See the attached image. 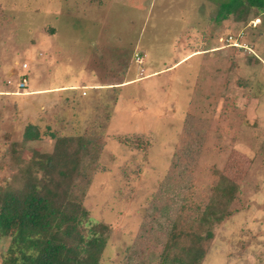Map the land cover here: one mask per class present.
Instances as JSON below:
<instances>
[{"label":"rangeland","instance_id":"obj_1","mask_svg":"<svg viewBox=\"0 0 264 264\" xmlns=\"http://www.w3.org/2000/svg\"><path fill=\"white\" fill-rule=\"evenodd\" d=\"M228 1L0 0V187L50 134L93 139L81 191L85 228L110 230L98 264H178L221 173L236 197L199 264H264V12L219 19ZM239 34L247 51L225 47ZM27 124L41 137L21 143Z\"/></svg>","mask_w":264,"mask_h":264},{"label":"trees","instance_id":"obj_2","mask_svg":"<svg viewBox=\"0 0 264 264\" xmlns=\"http://www.w3.org/2000/svg\"><path fill=\"white\" fill-rule=\"evenodd\" d=\"M252 9L257 14L264 12V0H229L219 5L218 18L230 16L233 22L243 24ZM40 137L38 129L27 124L21 143ZM50 137L54 139L50 154L32 163H19L20 186L0 187V235L9 233L0 264L99 262L110 230L102 223L85 228L88 218L81 189L87 182L83 160L91 158L89 150L96 157L100 146L89 149L93 139L84 136ZM142 138L118 136L116 140L137 147ZM11 153L14 160L19 158V152L12 149ZM236 192L237 184L219 173L207 203L190 209L195 231L178 264L200 263L212 238L210 228L231 215Z\"/></svg>","mask_w":264,"mask_h":264},{"label":"built area","instance_id":"obj_3","mask_svg":"<svg viewBox=\"0 0 264 264\" xmlns=\"http://www.w3.org/2000/svg\"><path fill=\"white\" fill-rule=\"evenodd\" d=\"M241 38L242 37H240V34L238 36H235V37L228 35L226 37V39H225L226 45L230 46L232 48H235V49H244V50H246L247 48H245L243 46V44L239 42L241 40ZM141 61H142V56L135 55V62L136 63H141ZM25 85H26V81H25L24 76H20L19 81L16 84V89L18 91H20V92L25 91ZM81 95H84V92H81Z\"/></svg>","mask_w":264,"mask_h":264},{"label":"crops","instance_id":"obj_4","mask_svg":"<svg viewBox=\"0 0 264 264\" xmlns=\"http://www.w3.org/2000/svg\"><path fill=\"white\" fill-rule=\"evenodd\" d=\"M225 47H230V46H227V45H226ZM230 48H232V47H230ZM216 49H219V47L210 48V49H208V51H212V50H216ZM232 49L236 50L235 48H232ZM202 52H204V50L197 49V47H196L195 49L190 50L189 52H187L186 54H184V56H183L181 59H179V61L173 63V64L170 65L169 67H166V69H168V68H172L175 64H177V63H179V62H182L183 60H186L188 57H191L192 55L200 54V53H202ZM159 71H160V70H159ZM159 71H157V73H158ZM92 87H93V89H94V88H97V86H96V87H95V86H92ZM63 89H65V87H63V86H58V87L53 88V89H45V90L35 91V92L42 93V92H44V91H49V90H52V91H58V90H63ZM81 89H82V87H81ZM81 89H80V90H81ZM27 93H29V92H26V94H27ZM80 93H81V92H80ZM80 95H81V94H80ZM85 95H86V94H84V96H85Z\"/></svg>","mask_w":264,"mask_h":264},{"label":"bare ground","instance_id":"obj_5","mask_svg":"<svg viewBox=\"0 0 264 264\" xmlns=\"http://www.w3.org/2000/svg\"><path fill=\"white\" fill-rule=\"evenodd\" d=\"M26 94V93H25Z\"/></svg>","mask_w":264,"mask_h":264}]
</instances>
